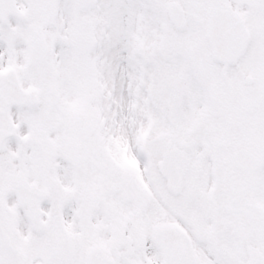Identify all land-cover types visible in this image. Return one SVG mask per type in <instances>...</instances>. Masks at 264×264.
<instances>
[{
  "label": "snow or ice",
  "instance_id": "1",
  "mask_svg": "<svg viewBox=\"0 0 264 264\" xmlns=\"http://www.w3.org/2000/svg\"><path fill=\"white\" fill-rule=\"evenodd\" d=\"M0 264H264V0H0Z\"/></svg>",
  "mask_w": 264,
  "mask_h": 264
}]
</instances>
